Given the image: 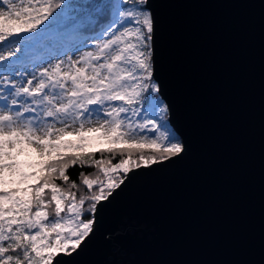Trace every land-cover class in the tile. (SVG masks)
Here are the masks:
<instances>
[{
	"label": "snow or ice",
	"instance_id": "snow-or-ice-1",
	"mask_svg": "<svg viewBox=\"0 0 264 264\" xmlns=\"http://www.w3.org/2000/svg\"><path fill=\"white\" fill-rule=\"evenodd\" d=\"M147 2L0 0V44L34 34L33 45L79 52L93 41L76 59H58L26 83L14 78L12 59L24 52L0 51V264H71L56 257L70 256L88 240L97 205L127 174L185 150L153 79ZM93 115L97 126L85 130ZM77 124L79 143L65 140ZM90 146L96 151L85 150ZM73 148L79 151L66 154ZM73 166L96 174L81 171L77 184L67 174Z\"/></svg>",
	"mask_w": 264,
	"mask_h": 264
},
{
	"label": "water",
	"instance_id": "water-1",
	"mask_svg": "<svg viewBox=\"0 0 264 264\" xmlns=\"http://www.w3.org/2000/svg\"><path fill=\"white\" fill-rule=\"evenodd\" d=\"M153 79L185 150L97 205L71 264H264V0H148Z\"/></svg>",
	"mask_w": 264,
	"mask_h": 264
},
{
	"label": "rangeland",
	"instance_id": "rangeland-1",
	"mask_svg": "<svg viewBox=\"0 0 264 264\" xmlns=\"http://www.w3.org/2000/svg\"><path fill=\"white\" fill-rule=\"evenodd\" d=\"M144 8V7H143ZM144 10H146L144 8ZM147 11V10H146ZM46 24V23H45ZM44 27L43 25L41 26ZM101 31V29L99 30ZM97 31V32H99ZM90 34V35H94ZM34 34H20L18 38H15L12 41H6L3 44H0V51L7 52L8 50H16L20 49L24 52L23 58L17 60L16 57H13V61H15L14 67H15V75L14 78L17 79L18 83H26L27 79L30 78L34 73L38 72L39 69L43 67H49V65H54L58 59H64L67 60L68 56H71L73 59H76L79 55V52L87 51L91 49V46L93 44V41H88L87 47L80 48L79 52L75 51H67V45L64 46H56L55 48H46L39 44L33 45L30 41L29 37ZM9 45V46H8ZM60 53H64L63 55H60ZM17 56H20V52L17 53ZM21 74H23V79H21ZM161 99V98H160ZM94 107V106H93ZM102 114V113H101ZM92 120V124H86L85 130L87 127L90 126H97V121L95 115L89 117ZM79 125H75L73 128L67 129V131H72V136H65L64 139L67 141H72L73 143H79L77 140V137L75 135V128H77ZM57 127H60V125H57ZM173 131V130H172ZM176 135V134H175ZM177 136V135H176ZM178 138V137H177ZM179 139V138H178ZM106 146V145H105ZM95 146H90L86 148L85 150H91L95 149ZM147 149V148H146ZM66 153H73L76 151H79V149H66ZM21 160H28V157L21 156ZM33 169L25 168V171H32Z\"/></svg>",
	"mask_w": 264,
	"mask_h": 264
},
{
	"label": "trees",
	"instance_id": "trees-1",
	"mask_svg": "<svg viewBox=\"0 0 264 264\" xmlns=\"http://www.w3.org/2000/svg\"><path fill=\"white\" fill-rule=\"evenodd\" d=\"M77 2H79V0H72V3H77ZM57 11H60V10H57ZM45 23L47 24L48 22L46 21ZM99 30H100V28H97V29H96V32L99 31ZM86 34H87V35H90V34H93V33H86ZM87 151H93V152H95V151H96V148H95V149H91V150L89 149V150H87ZM145 151L148 152V151H150V149H145ZM66 154L71 155L72 153H66ZM95 158H96V159H100V158H101L98 152H97ZM119 159H120V157H119V155H117V156L113 159V163L118 162ZM33 170H34V169H33ZM81 171H83V172L86 173V174H91V175H93V176L96 174V170H95L94 168H91V167H84V168H81V167H79V166H73V167H71V168L68 170V173H67V174L69 175L70 180H74V181L77 182V184H79L80 181H79V179H78V174H79ZM62 186L67 187V185H62ZM80 191H83V186H82V185H81ZM80 191H77V195H78V196H79V194H80ZM86 206H87V205H85V207H86ZM85 218H88V216L86 215Z\"/></svg>",
	"mask_w": 264,
	"mask_h": 264
},
{
	"label": "bare ground",
	"instance_id": "bare-ground-1",
	"mask_svg": "<svg viewBox=\"0 0 264 264\" xmlns=\"http://www.w3.org/2000/svg\"><path fill=\"white\" fill-rule=\"evenodd\" d=\"M9 46V45H8Z\"/></svg>",
	"mask_w": 264,
	"mask_h": 264
}]
</instances>
